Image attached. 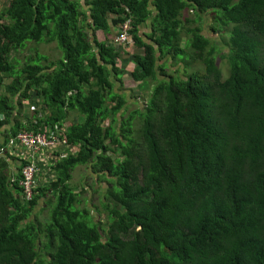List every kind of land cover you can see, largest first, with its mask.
I'll use <instances>...</instances> for the list:
<instances>
[{"label": "trees", "instance_id": "1", "mask_svg": "<svg viewBox=\"0 0 264 264\" xmlns=\"http://www.w3.org/2000/svg\"><path fill=\"white\" fill-rule=\"evenodd\" d=\"M184 12L187 25L233 27L227 78L201 26L183 45ZM130 20L132 78L149 97L127 117L116 37ZM29 41L56 43L60 59L37 52L19 69L12 54ZM1 89L0 264H264V0H8ZM30 102L41 108L29 126L19 119ZM56 126L67 143L28 202L14 140ZM80 167L106 184L108 225L80 209Z\"/></svg>", "mask_w": 264, "mask_h": 264}, {"label": "rangeland", "instance_id": "2", "mask_svg": "<svg viewBox=\"0 0 264 264\" xmlns=\"http://www.w3.org/2000/svg\"><path fill=\"white\" fill-rule=\"evenodd\" d=\"M7 5H8V0H0V10L2 8H5ZM187 19L192 20L194 19V17L189 12H184V18H183L184 43L183 45L185 44L187 40V38L185 37L186 30L191 27L201 26L203 33L206 34V36L209 37V39H211L212 45L216 46L217 48L216 54H215L216 64L218 65V68L221 70L223 78L224 79L227 78L230 74L228 59L226 57L229 52V47L227 46V42H228L230 30H232L233 27L230 25L228 28L220 29V30L218 29L217 31H213V28L211 27V25L213 24V21L209 17H205L204 20L199 25H187L185 23V20ZM144 31H146V33H151L152 28H144ZM26 45L27 46L23 50H20L12 54V58L19 62V65H18L19 69L22 68L23 65L27 63L26 61L28 59L34 58L37 52L45 56H48L49 60L54 61V62L59 60L61 57V54L57 48L56 43L37 44L32 41H29ZM119 47H120L119 49L122 52L121 55L124 54V58H125L123 60L118 61V65L122 72L121 74L122 84L120 85L122 87L120 89L123 91V94L125 96L129 95V92L127 90H130L132 93L128 101L129 102V109L127 112V117H128L129 113L137 109L138 107L137 104L143 107V111L146 109V102L144 101V99L147 100L146 98L149 97V94L143 93L141 90H139L137 86L138 84L132 78V73L134 71V63H133V60L131 59V56H133L134 54H138V53L141 54V52L137 50V48L133 44H130L128 46H119ZM125 53H128L130 56L129 57H127V55L125 56ZM180 60L181 61L178 60L175 63L173 62L171 63L173 65V67L171 68L173 73L174 72H177V73L184 72V64H183L184 58L181 57ZM198 68L199 70H202V71L204 70V67H202V65L200 64L198 65ZM154 86L155 84H153V87ZM0 91H2V89ZM34 98L35 96L32 97L31 101H33ZM40 108H41L40 105L37 104L36 106L35 103L30 102V104L24 107L23 113L19 121L24 123V125H27L26 121H28L29 126H30L32 122H36V119L33 118L35 109L39 110ZM42 108L44 109L45 107L42 105ZM73 120L74 121L77 120L76 115L70 117L68 123L71 124L70 121H73ZM137 123L138 121L136 122L134 129L139 128ZM135 138L136 139L139 138L137 133L135 134ZM41 162L42 164L40 166V174L38 177L39 178L38 187L45 186V184L46 183L48 184V182L51 180L49 172L46 170L48 166L44 164L43 160H41ZM45 179L47 181H45ZM82 186H86L88 194H87V202L81 205L80 209L89 210L92 214V217H94L96 220L100 222H105V224L108 225L109 224L108 217L106 213L102 211V208L100 207V204L98 202L101 195L105 194L106 184L97 183V179L93 177V174L89 172V169H87V167H80V168H77L72 173V181L70 183V187L74 189V191L80 193L79 188ZM93 189L96 190L97 192L96 194L92 193ZM48 209L49 208L45 209L42 213H40L41 211L38 212L40 214L37 216V219L40 224L45 223L48 219V216L51 214V212L49 213ZM97 210H99L100 213Z\"/></svg>", "mask_w": 264, "mask_h": 264}, {"label": "built area", "instance_id": "3", "mask_svg": "<svg viewBox=\"0 0 264 264\" xmlns=\"http://www.w3.org/2000/svg\"><path fill=\"white\" fill-rule=\"evenodd\" d=\"M133 21H127L121 26L119 34H117L116 41L118 46H128L133 44V38L130 34ZM59 128L56 126L54 129L49 128L46 132H29L22 131L18 133L15 138V144L19 147V158L25 161L22 168L21 186L24 189V195L28 202L34 196V191L39 182V164H42L47 158L52 149H56L60 145H66V140L60 142ZM75 150L76 148H71Z\"/></svg>", "mask_w": 264, "mask_h": 264}, {"label": "water", "instance_id": "4", "mask_svg": "<svg viewBox=\"0 0 264 264\" xmlns=\"http://www.w3.org/2000/svg\"><path fill=\"white\" fill-rule=\"evenodd\" d=\"M140 107L142 108V106L140 105Z\"/></svg>", "mask_w": 264, "mask_h": 264}]
</instances>
